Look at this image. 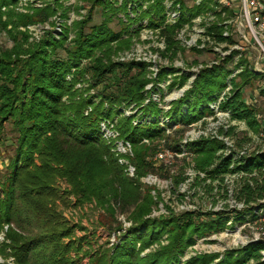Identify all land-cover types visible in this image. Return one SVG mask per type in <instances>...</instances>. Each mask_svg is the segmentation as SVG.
Returning a JSON list of instances; mask_svg holds the SVG:
<instances>
[{"label": "trees", "instance_id": "obj_1", "mask_svg": "<svg viewBox=\"0 0 264 264\" xmlns=\"http://www.w3.org/2000/svg\"><path fill=\"white\" fill-rule=\"evenodd\" d=\"M53 1L54 7L48 5L32 16H22L12 8L16 0H0V30L12 42L9 49L0 52V129L6 123L15 133L10 172L0 197V232L8 226L0 243V256L12 258L15 264H81L86 257L88 264H180L186 248L196 239L220 233L229 222L231 226L264 218V150L244 147L250 140L246 135L236 138L231 147L215 139H200L181 148L175 141L191 124L212 115L211 105L216 103L220 112L228 114L229 122L243 123L246 133L262 130L256 105L247 102L243 93L264 74L255 71L245 53L231 50L211 66L200 69L191 88L172 101L168 111L152 100L144 105L150 96L144 90L147 80L143 63L111 59L116 52L130 47L132 33L117 17L118 12L125 13L129 8L140 13L135 18L130 13L133 22L146 19L145 26L160 28V36L170 49H176V29L211 13L214 20L204 24L207 44H226L229 51L235 44L233 32L220 18L226 6L220 0H201L191 6L180 0L178 21L164 27V0H95L86 19L74 25L72 43H67L66 31L59 40L47 34L40 42L26 46L27 37L17 27L44 22L65 10L61 0ZM257 1L264 20V0ZM95 8L104 18L91 23ZM228 11L232 17L233 10ZM114 17L121 29L110 26ZM162 72L168 73L166 69ZM71 74L72 83L68 79ZM87 74L96 94L80 95L76 100L74 85ZM188 77L187 73L181 74L179 84L184 85ZM131 104L136 106L132 109L135 112L123 116ZM115 119L120 138L132 145L133 157L129 161L136 169L134 178L117 162L101 134L100 124ZM161 119L168 120L170 129L179 127L174 131L176 138L170 141L171 136H165ZM235 132L236 127H231L227 136L233 137ZM161 138H165L168 149L192 154L195 171L206 172L212 178L224 174L235 177L233 197L244 207L152 216L157 201L141 178L162 170L147 158ZM143 140L153 144L146 147ZM225 149V155L217 156ZM211 166L214 168L209 170ZM59 180L67 184L66 189H61ZM70 196L75 199V207L94 205L100 211L98 226L108 234L122 230L117 221L119 213L128 215L131 226L117 237L119 242L109 243L110 248L84 250L80 240L73 239L75 231H83L84 227L69 224L58 209V202L68 204ZM204 227L210 230L200 232ZM164 236L167 244L159 245ZM154 244L158 248L142 256ZM262 251L264 241L257 240L226 252L216 264L226 258L233 264H264L260 261ZM217 257L199 255L185 264H212Z\"/></svg>", "mask_w": 264, "mask_h": 264}, {"label": "rangeland", "instance_id": "obj_2", "mask_svg": "<svg viewBox=\"0 0 264 264\" xmlns=\"http://www.w3.org/2000/svg\"><path fill=\"white\" fill-rule=\"evenodd\" d=\"M93 1L95 0H61L60 3L63 4L64 11L57 12L44 22L22 23L17 27L18 31L26 35V46L40 42V40L47 34H50L55 39L59 40L66 31L68 33L67 43H72V40L75 37L74 25L86 19L90 7L93 6ZM114 1L122 2V0ZM165 1L167 0H164V3ZM179 1L180 0H173L172 5L175 6L180 3ZM197 1L201 0H182V2L188 6L196 4ZM53 3V0H16V4L12 8H14L15 13L18 15L32 16L34 12L43 10L45 7ZM149 3V1L145 2L143 8L147 7V4ZM168 3L170 4V2ZM220 3L224 4L227 8L222 10L223 12L220 18L223 20V23L228 26L229 32L232 30L233 40L235 41V44L231 46L229 51L226 48V44H221L219 46H215L212 43L207 44L208 39L204 35V24L210 23L214 20V15L212 16L211 13H208L205 16L202 15L199 19L191 20L193 23L185 24L183 26L184 28H180L181 30L176 29V40L178 41L176 43V49H170L165 45L163 38L160 36V28L145 26L147 25L146 19H143L140 22H133L131 17L135 18L136 15H139L140 13H135L131 11L130 8L125 13H117V17L123 19L124 23L122 24L127 25L129 27V32L132 34L129 36L130 47L116 52L112 55L111 59L113 62H134L144 64L146 72L145 78L147 80L144 90L150 96V98L145 100L144 105H146L149 100H152L158 104L160 109H169L172 101L181 98L184 93L191 88L200 69L206 66H211L215 61H218L217 59L219 56H225L229 54L231 50L245 53L250 64L256 69L255 71L260 73V69L262 74H264V28H262L260 22L252 20L250 15L252 12L251 10L249 11V15L242 11V3L240 1L220 0ZM51 6L54 7V5ZM228 9L233 10L234 14L232 17L229 14ZM5 10L6 8L4 7L2 11ZM63 13L65 15H63ZM130 13L132 14L131 17ZM117 17L112 18L111 22H109L110 26L116 30L119 28L121 29V26L117 22ZM103 18L101 12H97L95 8L91 23H93V21L96 23L100 22ZM2 20L5 21L6 16L2 17ZM166 21L167 17L165 16V20L162 22L164 27L171 24ZM140 24L143 26L136 29ZM8 28H11V25H9ZM11 46L12 42L9 40L7 34L0 30V52L4 49H9ZM237 58L238 57L234 58V63ZM170 68L174 70L172 71ZM163 69H166L168 73L163 75ZM74 73L75 71H72V74ZM184 73H187L189 77L184 85H180L179 78L181 74ZM84 75H86V73ZM68 79L72 83L74 80L73 75L72 78ZM91 84V78L88 74L87 77L84 76L75 83L73 90L77 92L76 100L79 99L80 95L85 97L87 94H96V89L92 87ZM243 94L244 99L247 102L256 105L262 130L256 134L251 132L246 133V127L243 123L234 122V124H232V122L230 123L229 121L228 126L236 127L235 135L232 137L233 139H240L246 135L250 140L243 144L244 147L246 146L249 150H254L257 146L264 144V78L253 82L251 86L245 88ZM63 100H66V97ZM216 105L217 103L211 105L213 114L206 116L208 118L207 122H222L224 124L228 119L225 115L219 112V110H216ZM134 108H136V106L133 104L128 106L123 116H126V113ZM133 121H135V118ZM113 122L115 123L113 129L117 130L116 119ZM0 138L2 142L0 148V197H3L2 184L6 181L9 175L10 171L8 165L13 156L15 146V133L11 131V127L6 123L3 128L0 129ZM173 138H176V136H171L170 141L173 140ZM179 139L180 138L175 141L178 142ZM152 144L153 143L150 141L145 145L146 147H149ZM157 146L158 142L156 141V149ZM156 149L152 155L150 153L147 157L152 162ZM191 160L193 161L192 158ZM159 165L160 164H158V166ZM181 165L180 173H184L182 170V168H184L183 162H181ZM175 170L177 172L179 171L177 167ZM156 175L161 178L165 177L163 171L157 172ZM58 184L63 190L67 187V184L62 180H59ZM231 184L232 179L229 178L230 189L232 188ZM158 188L160 191L157 192L160 193V195L162 194L163 197V200L160 201L162 205L167 204L177 212L181 205H195L200 209L199 211H206V208L202 207L206 195L203 194L204 192L201 187H196L194 178L190 183L185 184V186L182 187V193L185 195L184 198L179 195L173 198V194L168 193L169 190L167 189L166 183L160 182ZM218 199H220V195H218ZM67 201L69 203H66L65 205L62 204V202H58V209L62 212L63 217L69 224H79L81 227H84L83 231L76 230L75 238H73L80 240L84 250L90 249L91 251L99 252L105 249V247L110 248V244L119 242L117 241V237L123 235L131 226V222L128 221V215L119 213L117 215V221L120 223L122 230H120L119 234L116 233L117 235L115 233L108 234L98 226L100 211H98L94 205L84 204L83 207H75V199L71 196ZM231 203L232 200L230 199V204ZM116 208H118V206ZM228 210H232L231 207L228 206ZM213 226L216 227L217 223H213ZM205 230L209 231L210 229L204 227L203 229H200V232ZM255 239L264 241V218H260L253 222H244L238 225H234L233 223L231 226H226V229L218 234L196 239V242L193 245L186 248L179 263L185 264V262L191 258L199 255L217 254L218 257L212 262V264H216L226 252L246 246L247 244L254 242ZM165 244H167L166 236L162 238L159 245ZM159 245H152L149 249L144 251L142 256L155 251ZM79 257L81 258V254ZM260 261H264V251L261 252ZM80 263L88 264V257L82 258ZM0 264H15V261H13L12 258L8 257L7 259H4L0 256ZM222 264H233V260L226 258Z\"/></svg>", "mask_w": 264, "mask_h": 264}, {"label": "built area", "instance_id": "obj_3", "mask_svg": "<svg viewBox=\"0 0 264 264\" xmlns=\"http://www.w3.org/2000/svg\"><path fill=\"white\" fill-rule=\"evenodd\" d=\"M233 1V0H232ZM242 3V11L249 15V11L251 10V18L254 21L260 22L262 28H264V20L260 17V11L262 10V6L259 5L257 0H236ZM170 2V4L168 3ZM177 2V1H176ZM200 1H197L196 4H199ZM165 10H166V17L168 25H172L176 23L180 17V4H176L173 6V0L165 1ZM198 16L195 19H199ZM255 22V23H257ZM193 23V22H192ZM184 28V27H183ZM182 29V28H181ZM180 29V30H181ZM256 70V69H255ZM262 73V71L259 69ZM169 109L165 108L164 111H168ZM216 110H218V104L216 105ZM135 111L130 110V112L126 113V115H131ZM220 112V111H219ZM223 115L226 116L228 119V114L221 112ZM208 118L204 117L200 121L191 124L188 129L185 131L184 135L179 139V146L183 148L186 143L197 141L200 139H215L218 141L223 142L226 147L233 146L235 139L232 137L227 136V131L231 127L235 126H228V120L220 123H208ZM168 120L161 119L160 126L165 129V136H173L174 131L178 129V126L173 127V129L168 128ZM231 123V122H230ZM237 123V122H236ZM239 123V122H238ZM114 122L111 121H104L100 124L101 134L103 139L111 146V150L114 153L117 162L125 167V172L130 178L135 177L136 169L130 163L129 159L133 157V149L131 143L125 141L120 138L118 130H114ZM234 124V122H232ZM150 141L143 140L142 143L147 144ZM158 142L157 149L155 151V155L153 156V162L155 163V167H162L163 173L165 174L164 178L156 175L155 173H148L144 177L141 178V182L148 188L151 189L150 193L153 196L154 200L157 201V209L156 207L152 210V216H160V215H168L169 213H182V212H192V211H199L195 205H181L178 208V212L171 208L169 205H162L161 200H163L162 194L158 193L160 191L158 188V184L160 182L166 183L167 189L169 190L168 193L173 194V198L176 196H181L184 198V193L182 187L185 184L190 183L193 178L195 180L196 187H201L203 194L206 195L204 198L203 208H206V211L203 212H222L228 210V206L231 209L239 210L244 207L242 202L237 201L233 197V188L230 189L229 187V178L233 180L235 177H230L227 174L222 175L220 178H212L209 177L206 172H197L194 169V162L191 160L192 154H189L186 151H176L168 149L165 145V138L160 139ZM255 149L264 150V144L257 146ZM254 149V150H255ZM228 152L227 149L221 150L217 153V156L225 155ZM244 152L241 151L240 154ZM181 162H183L184 168L182 170L184 173H180L181 170ZM158 164H160L158 166ZM178 168V172L175 168ZM214 166H211L209 170L213 169ZM157 169V168H156ZM158 171V170H156ZM159 172V171H158ZM180 179H183L180 181ZM218 195H220V199H218ZM223 196V198H222ZM230 199L232 203L230 204ZM208 205V207H207ZM157 210V211H156ZM231 222L228 223L230 225ZM8 229V226H4V230L0 232V243L4 241L5 238V231ZM119 234V233H118ZM258 238V237H256ZM254 241H257L255 239Z\"/></svg>", "mask_w": 264, "mask_h": 264}]
</instances>
